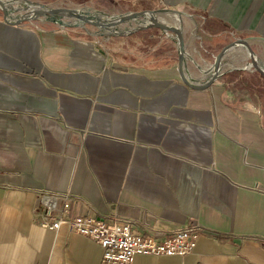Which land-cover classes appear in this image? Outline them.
Wrapping results in <instances>:
<instances>
[{
	"label": "crops",
	"instance_id": "crops-1",
	"mask_svg": "<svg viewBox=\"0 0 264 264\" xmlns=\"http://www.w3.org/2000/svg\"><path fill=\"white\" fill-rule=\"evenodd\" d=\"M102 3L180 12L197 85L237 40L264 62V0ZM75 30L0 16V264H106L96 241L40 225L43 192L69 194L73 215L119 217L160 241L201 227L191 254L133 264H264V76L249 68L247 49L195 90L173 34Z\"/></svg>",
	"mask_w": 264,
	"mask_h": 264
},
{
	"label": "water",
	"instance_id": "water-1",
	"mask_svg": "<svg viewBox=\"0 0 264 264\" xmlns=\"http://www.w3.org/2000/svg\"><path fill=\"white\" fill-rule=\"evenodd\" d=\"M0 10L3 13L4 19L12 24L18 25L23 21H34L41 18H46L49 21L58 23L63 28H86L92 26L99 33L97 36H124L132 35L136 32L148 29L157 28L166 34H173L179 47V70L184 83L195 90H205L220 77L224 68L226 59L236 50L245 47L248 51L251 62L249 68L257 70L264 76V62L253 50L249 41L245 39L237 40L225 46L217 55L213 73L206 82L202 85L194 83L193 79L188 74L187 51L184 33L181 28V13L176 10H156V11H140L127 12L124 14H108L103 11L92 10L90 8L74 9V8H53L31 0H0ZM25 12L23 15L16 17V21H11L14 14ZM168 15L175 22V25H168L161 21V17Z\"/></svg>",
	"mask_w": 264,
	"mask_h": 264
},
{
	"label": "built area",
	"instance_id": "built-area-1",
	"mask_svg": "<svg viewBox=\"0 0 264 264\" xmlns=\"http://www.w3.org/2000/svg\"><path fill=\"white\" fill-rule=\"evenodd\" d=\"M70 201L69 194L41 193L40 225L54 231L67 226L70 231L96 241L104 249L106 264H133L139 255L185 257L195 250L202 232L199 225H192L160 241L134 233L132 222L119 217L107 223L95 217L73 215Z\"/></svg>",
	"mask_w": 264,
	"mask_h": 264
},
{
	"label": "rangeland",
	"instance_id": "rangeland-1",
	"mask_svg": "<svg viewBox=\"0 0 264 264\" xmlns=\"http://www.w3.org/2000/svg\"><path fill=\"white\" fill-rule=\"evenodd\" d=\"M35 3H39L42 5H46L49 7L53 8H74V9H82V8H90L92 10H98V11H103L108 14H124L127 13L126 11L120 10V9H102L104 8L102 1L103 0H31ZM25 12H19V14H24ZM0 16H3L2 11L0 10ZM36 23L38 26L42 28H46L48 30H54L59 27H61L58 23L49 21L46 18H41L36 20ZM63 28V27H62ZM65 30L71 31V29H76L75 33L79 35H90L92 32L99 33V31L92 27V26H87L86 28H64ZM250 63V60H247ZM241 64H246L245 61H241Z\"/></svg>",
	"mask_w": 264,
	"mask_h": 264
},
{
	"label": "bare ground",
	"instance_id": "bare-ground-1",
	"mask_svg": "<svg viewBox=\"0 0 264 264\" xmlns=\"http://www.w3.org/2000/svg\"><path fill=\"white\" fill-rule=\"evenodd\" d=\"M20 16V15H19Z\"/></svg>",
	"mask_w": 264,
	"mask_h": 264
}]
</instances>
